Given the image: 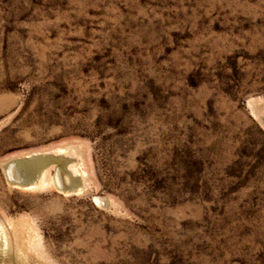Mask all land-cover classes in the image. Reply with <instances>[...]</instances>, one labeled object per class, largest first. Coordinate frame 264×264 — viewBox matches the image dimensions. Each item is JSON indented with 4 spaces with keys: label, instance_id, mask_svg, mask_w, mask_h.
I'll use <instances>...</instances> for the list:
<instances>
[{
    "label": "rangeland",
    "instance_id": "1",
    "mask_svg": "<svg viewBox=\"0 0 264 264\" xmlns=\"http://www.w3.org/2000/svg\"><path fill=\"white\" fill-rule=\"evenodd\" d=\"M0 224L1 264H264V0H0Z\"/></svg>",
    "mask_w": 264,
    "mask_h": 264
},
{
    "label": "bare ground",
    "instance_id": "2",
    "mask_svg": "<svg viewBox=\"0 0 264 264\" xmlns=\"http://www.w3.org/2000/svg\"><path fill=\"white\" fill-rule=\"evenodd\" d=\"M56 159V158H55ZM31 163V162H30ZM35 163V162H34ZM34 163H33V166H32V163L31 164H27V165H24V170L26 169V168H28V171H32V169L33 170H35V168L37 169V167L34 165ZM45 164V163H44ZM33 167V168H32ZM19 170V169H18ZM7 173H8V177L10 178V180L12 179L13 180V182H17V180L19 179L18 177H16V175L14 176V174L15 173H17L18 171H17V168H16V166L15 165H13V164H9L8 166H7ZM15 171V172H14ZM57 176V175H56ZM31 179V180H30ZM26 178V182H24V183H36L37 181L36 180H33L32 178ZM23 183V184H24ZM56 183L57 184H62L61 182H59V178H58V176L56 177ZM26 185V184H25ZM7 245V235H6V232H5V229L3 228V226L0 224V254L1 253H3V251H4V246H6ZM1 264V263H0ZM3 264V263H2Z\"/></svg>",
    "mask_w": 264,
    "mask_h": 264
}]
</instances>
